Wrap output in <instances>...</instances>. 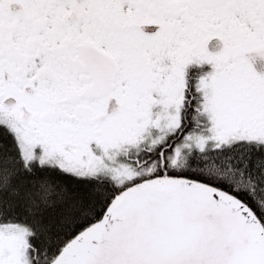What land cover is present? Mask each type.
Masks as SVG:
<instances>
[{
  "label": "snow or ice",
  "instance_id": "snow-or-ice-1",
  "mask_svg": "<svg viewBox=\"0 0 264 264\" xmlns=\"http://www.w3.org/2000/svg\"><path fill=\"white\" fill-rule=\"evenodd\" d=\"M264 0H0V264H264Z\"/></svg>",
  "mask_w": 264,
  "mask_h": 264
},
{
  "label": "flooded vegetation",
  "instance_id": "flooded-vegetation-1",
  "mask_svg": "<svg viewBox=\"0 0 264 264\" xmlns=\"http://www.w3.org/2000/svg\"><path fill=\"white\" fill-rule=\"evenodd\" d=\"M255 66L258 70L264 71V62H257Z\"/></svg>",
  "mask_w": 264,
  "mask_h": 264
}]
</instances>
